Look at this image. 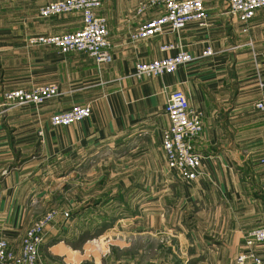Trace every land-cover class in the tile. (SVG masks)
<instances>
[{"label":"crops","instance_id":"1","mask_svg":"<svg viewBox=\"0 0 264 264\" xmlns=\"http://www.w3.org/2000/svg\"><path fill=\"white\" fill-rule=\"evenodd\" d=\"M55 0H0V92L56 85L39 106L0 116V239L19 250L25 230L50 210L38 264H234L247 231L264 226V8L244 35L226 0H202L208 24L130 40L139 25L164 12H138L145 0H101L111 61L79 51L28 45L31 36L72 32L80 12L41 17ZM253 50L243 44L247 38ZM193 61L171 74L133 75L136 63L174 55ZM207 45L214 54L202 56ZM180 89L203 113L195 142L199 175L183 181L169 171L161 146L169 119L163 106ZM75 105L88 118L53 126L52 114ZM69 213L66 219L63 213ZM111 238L101 256L95 240ZM264 258V248L256 246Z\"/></svg>","mask_w":264,"mask_h":264},{"label":"built area","instance_id":"2","mask_svg":"<svg viewBox=\"0 0 264 264\" xmlns=\"http://www.w3.org/2000/svg\"><path fill=\"white\" fill-rule=\"evenodd\" d=\"M228 14L240 22V29L244 35L248 34L249 23L257 10L264 8V0H226ZM101 6V0H55L42 5L38 14L50 17L58 14L80 12L82 26L72 32L54 35H38L28 38V45H50L58 48L62 53L79 51L87 54L97 64L111 61L110 40L106 19L96 12ZM163 7L164 12L156 17L142 22L137 30L130 34V40L150 38L162 34L166 28L177 32L187 24L194 22L199 27L208 24L209 13L202 0H145L138 12L146 9ZM253 50L251 38H247L241 45ZM161 52L175 50L174 55L164 58L141 61L135 64L133 75L137 78H151L164 74H171L179 67L193 61V56L183 47L174 43H164ZM214 54L212 46L207 45L202 56ZM258 84L264 87L258 74ZM59 94L56 85H40L31 89L17 88L0 92V116L9 109L20 106H39L47 99ZM254 108L264 113V93L255 102ZM169 124L162 131L161 146L165 155L166 165L170 172L183 181H192L200 173L201 154L194 145L203 131V113L190 106L184 91L172 90L163 106ZM91 109L87 105H75L66 110L51 115L53 126H68L74 122L90 116ZM264 172V158L259 160ZM264 193V181L261 184ZM57 210H50L29 226L22 237L19 250H16L6 240L0 239V264H38L40 262V246L43 241L45 228L57 215ZM67 219L69 213L64 212ZM245 250L238 253L234 264H264V258L256 251V246L264 248V226L253 228L244 235ZM95 246L101 256L109 252L111 238L95 240Z\"/></svg>","mask_w":264,"mask_h":264}]
</instances>
